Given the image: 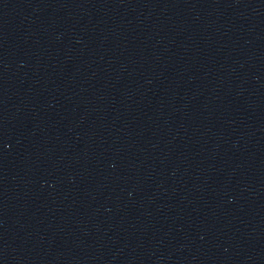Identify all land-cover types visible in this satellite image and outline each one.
Wrapping results in <instances>:
<instances>
[{"label": "water", "instance_id": "1", "mask_svg": "<svg viewBox=\"0 0 264 264\" xmlns=\"http://www.w3.org/2000/svg\"><path fill=\"white\" fill-rule=\"evenodd\" d=\"M0 264H264V0H93Z\"/></svg>", "mask_w": 264, "mask_h": 264}]
</instances>
